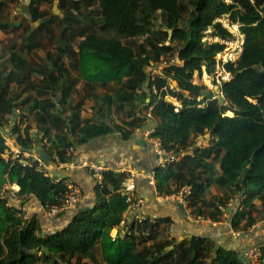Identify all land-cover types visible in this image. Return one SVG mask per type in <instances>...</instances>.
<instances>
[{
  "label": "trees",
  "instance_id": "obj_1",
  "mask_svg": "<svg viewBox=\"0 0 264 264\" xmlns=\"http://www.w3.org/2000/svg\"><path fill=\"white\" fill-rule=\"evenodd\" d=\"M37 1L30 0L28 4L32 22L48 16L47 11L38 10ZM58 1L66 14L98 3L102 17L100 32L85 31L77 49L67 48L66 52L78 56L80 78L87 82V89L93 90L95 83L115 86L114 95H104L103 106L106 111L115 104L117 111L130 106L132 110L126 112L128 120L124 123L81 120L79 105L73 107L71 116H66L64 110L58 111V104L66 108L79 79L70 77L64 65L30 64L14 51L9 58L10 70L0 61V128L10 130V136L15 137L22 151L40 155L36 148L40 144L42 151L58 165L73 161L71 150L93 140L119 133L122 140L129 141L137 130L150 126L154 130L152 139L181 156L157 170L160 194H173L172 185L177 189L189 186L188 207L194 216L216 222L221 219L222 208H227L226 201L242 196L241 209L232 218V228L238 230L246 214L245 226L252 227L255 222L252 213L257 212L255 201L264 205V0ZM159 15L162 23L156 24ZM223 16H229L233 24H240L245 39L239 59L224 65L231 79L220 89L224 96L221 101L212 100L213 91L194 84L193 79L196 75L201 77L204 71L208 75L215 73L217 54L233 38L220 21ZM48 25L33 30L41 31ZM141 38L137 50L123 43ZM161 51H176L181 63L171 64L161 73L150 72L159 65ZM34 73L41 75L39 83L31 80ZM29 91H35L34 98L28 95L17 102ZM87 92L85 98L90 95L95 100L99 98ZM170 99L180 104L178 110ZM28 104L34 111L36 134L33 126L22 127L25 123L22 109ZM18 110V120L13 125L12 117ZM207 134V144L195 148L191 154L187 149L192 140ZM8 150L0 131V190L7 183L15 184L19 187L16 192L19 200L36 199L44 208L59 203L65 190L64 178L6 161ZM211 161L218 163L219 173L214 183L225 187L227 192L206 199L209 181L206 176L212 171ZM122 180L123 174L105 171L102 185H95L94 207L79 209L66 225L51 232H44L35 216L23 219V203L12 199L11 194L1 196L0 264H73V261L76 264H247L240 252L217 245L196 232L183 240L159 241L161 225L169 224V217L146 215L142 222L127 224L124 214L129 205L126 196L120 193ZM123 222L126 232H122ZM116 227L121 232L114 239L111 231Z\"/></svg>",
  "mask_w": 264,
  "mask_h": 264
},
{
  "label": "rangeland",
  "instance_id": "obj_2",
  "mask_svg": "<svg viewBox=\"0 0 264 264\" xmlns=\"http://www.w3.org/2000/svg\"><path fill=\"white\" fill-rule=\"evenodd\" d=\"M190 1V0H189ZM230 2V0H226ZM3 3V6L0 7V51L2 53V59L0 60L3 65L10 66L9 58L14 51L19 52L22 56H24L30 64L36 65H50L53 62H56L57 65H64L68 66V73L71 77H75L80 79V69L78 56L70 55L67 51V48L76 50L78 42L85 37V31H98L100 32V26L102 24V17L100 14V8L98 3H92L91 6L88 8L86 6L80 7L79 11H75L74 14H66L62 9L59 7V1L56 0L55 2L51 3L49 0H38L37 7L39 11H47L49 18L48 21L43 22L39 25H35L36 22H32L31 18L28 16V1L21 0L19 2H14L13 0H0V4ZM67 15L69 18L66 19ZM27 19V20H26ZM41 20V19H40ZM38 20V21H40ZM37 21V22H38ZM220 21L222 22L223 26L227 28L232 34L233 38L226 43V49L218 53L216 56V71L212 75H208L205 71L202 73V76L199 77L198 75L195 76L193 79L194 84L203 85L207 91H213V99H221L223 93L220 91L224 82L229 81L231 79V74L225 69L224 65L231 61L235 62L239 59L244 44V36L240 31V24H233L229 16H223ZM49 23L48 27L42 29L41 31L33 30V28H39L42 24ZM162 19L160 15L156 20V24H161ZM1 26H4V29H1ZM34 32H33V31ZM212 41V38H209ZM143 39H135L131 42L123 41L124 44H131L136 50L140 43H142ZM174 63H181L179 60L176 51H161V59L158 66H154L153 69L149 70L150 72L153 71L154 73H161L163 68L174 64ZM58 72L57 69L54 70V73ZM34 79L32 81L38 82L41 81V75L33 74ZM31 76V77H32ZM39 83V82H38ZM170 83H172L170 79ZM75 88L73 92L72 99L70 100L71 106L79 105L80 108L84 109L85 112L90 113L94 111L96 107L103 106V97L106 94L114 95L115 86L109 85L108 87L99 86L98 89L94 88L90 90L91 94L95 93L99 98L94 99L92 95H90L88 101L83 102V92L82 90ZM85 91V90H84ZM58 91H56L57 93ZM33 93V94H32ZM58 94V93H57ZM88 95V92L86 91ZM94 94V95H95ZM35 97V91H29L23 95ZM24 98V99H25ZM23 99V100H24ZM22 100V101H23ZM56 101V99H55ZM177 107H180V104L175 99H170ZM27 107L30 104L26 105ZM69 105L66 106V108ZM105 109V108H104ZM132 110L130 106H125L124 110H116V104L108 110L109 117L113 120L114 123H124L128 120L126 112ZM24 111V109H23ZM22 114L25 117L24 124L22 127L28 125L33 126L35 128V122L33 119V114ZM32 112V111H30ZM228 113V112H227ZM226 113V114H227ZM232 113V112H231ZM148 114V113H147ZM146 114V115H147ZM233 116V113L232 115ZM14 117V116H13ZM17 120L18 116L16 115ZM16 120V122H17ZM13 121V118H12ZM14 122V121H13ZM6 131H10L7 129ZM150 134L147 133V136L150 137ZM5 141L7 143H12L10 140V134L6 136L3 134ZM8 137V138H7ZM7 138V139H6ZM155 141L157 139H152ZM209 140V135L200 136L192 140L189 148L187 150L191 151L192 154L193 150L197 147H204ZM41 147V145H39ZM175 154V153H174ZM177 156V154H176ZM177 160L180 159L181 156H177ZM211 165H213L212 171L209 170V174L206 176L209 181L207 184V188L205 190V198L210 199L213 196L221 197V195L226 194L227 189L222 188L221 186L214 183V179L218 176V166L217 161H211ZM123 181V180H122ZM8 187L6 192H3L4 188ZM15 187V184L10 185L6 184L0 190V197L8 196L12 191V188ZM176 185H172V190H174L173 194H177L183 190V187L180 189L176 188ZM14 189V188H13ZM224 189V190H223ZM5 191V190H4ZM215 192H219L220 194H214ZM159 197H170L171 195L160 194L157 190ZM209 197V198H208ZM242 196L233 197V199L229 202L226 201L227 208H222V216L220 221L231 223L232 225V218L236 215L237 211H240V202ZM19 201V200H18ZM17 202V200H16ZM256 203V211L252 213L253 218L255 219L254 225L251 227L245 226L246 225V216L245 219L240 222V228L238 230H234L235 234L243 233V235L250 233L251 231L255 230H263L264 231V205L260 201H255ZM230 204V205H229ZM189 205V203H188ZM190 209V213L192 218L197 219L192 212V208ZM224 209V210H223ZM249 210V209H248ZM26 214V211H23L22 215ZM126 213V212H125ZM125 218V217H124ZM202 218V217H201ZM167 226H162L161 233L158 237L159 241H165L171 237V235L166 230ZM169 227V226H168ZM115 229V228H114ZM146 233V232H145ZM144 233V234H145ZM232 233V232H231ZM253 233V232H252ZM116 235L113 230L111 231V236ZM264 252V250H263ZM98 256L100 257V252L98 251ZM73 264H76V261H73Z\"/></svg>",
  "mask_w": 264,
  "mask_h": 264
},
{
  "label": "crops",
  "instance_id": "obj_3",
  "mask_svg": "<svg viewBox=\"0 0 264 264\" xmlns=\"http://www.w3.org/2000/svg\"><path fill=\"white\" fill-rule=\"evenodd\" d=\"M7 67L8 70H10L12 65L10 64V66ZM65 67L68 68V66ZM55 74H57V72ZM31 79H34V76H32ZM86 84L87 82L80 78L76 86L72 88L71 96L74 98L73 92L75 91V88L79 90L81 87L80 90H82L84 94L83 99L84 101H88L89 97L85 98L87 96L86 91L90 92V90L85 87ZM93 85L95 89H98V87L101 86L100 83H95ZM24 98L25 97L22 95L17 102L22 101ZM71 99L72 97H70V100ZM70 100L68 104L69 107L64 109H62L61 104H58V111L64 110L66 116H71L73 114V107L76 106H71ZM23 109L22 111L24 114L34 113V111L30 112L32 111L30 106H24ZM90 112L91 110H89V113H87L84 109L80 108L78 110L79 119L114 123L111 117H109L108 111L102 109V106L96 107L92 113ZM18 114L19 110L16 111L14 116H18ZM150 130V126L137 130L129 141L122 140L119 133H113L111 135L93 140L89 144L78 147L75 150H71L72 154L75 156L73 161L64 164H56V167L49 165L50 174L58 178L73 180L84 192L86 197L85 201L77 209L66 210L62 216L51 219L47 216L45 208L36 199H17V185H15V187H13L14 189L12 188V191L10 192L12 199H17L19 200L18 202L23 203V211H26V213L29 214V217L35 216L40 221L44 232L54 231L61 226L66 225L70 217H72L73 214L79 209H84L85 206L92 207V205L96 204L95 199H97V197L94 190L96 182L89 167L91 164H98L115 172H120L130 167H134L141 171H148V169L156 168L157 158L152 147V140L149 136H147V133ZM32 131L34 134L37 133L36 125ZM33 136L35 137V135ZM9 138L10 140L14 139L13 136H10ZM12 143L16 144L15 139L12 140ZM39 145L40 144H36L37 150L40 148ZM216 168L218 169V166ZM7 189L8 187L4 188L5 191ZM4 190L3 192H5ZM137 194L144 199V205L141 207V209H129L126 211L124 214V221L127 224L131 223L132 221H136L138 214H144L153 218L169 217L171 222L169 224L163 223L161 226L169 225L168 233L171 235L170 238L183 240L188 234L196 232L201 236L209 237L214 242H216L217 245H221L225 248L240 252L247 264L248 261L244 257L246 249L251 244H264L263 230H255L245 235H243V233L237 235L233 232L234 230L230 222H216L211 221L209 218L205 219L201 217L194 219L191 216V211L188 208V205L184 206V212L182 206L179 203L169 200L166 197L157 196L158 194L154 193L153 189L147 184L145 180H137ZM214 194L220 193L215 192ZM189 223H193L194 226L190 227ZM119 229V227H116L113 229V232L117 233Z\"/></svg>",
  "mask_w": 264,
  "mask_h": 264
},
{
  "label": "built area",
  "instance_id": "obj_4",
  "mask_svg": "<svg viewBox=\"0 0 264 264\" xmlns=\"http://www.w3.org/2000/svg\"><path fill=\"white\" fill-rule=\"evenodd\" d=\"M178 110V109H176ZM152 133L154 130H150ZM148 131V134H150ZM8 138V137H7ZM6 138V139H7ZM9 150L4 156L6 161L11 160L14 163L19 164L22 167L36 168L40 171L49 173V164H47L40 155L30 151H22L15 143H7ZM152 147L154 149L157 163L156 168L152 171H141L134 167H130L119 173L123 174V181L121 183L120 193L126 196V202L128 203V210L141 209L144 205V199L137 194V180L142 179L147 182V184L153 189L155 194L157 193V170L160 168L166 167L167 164L177 161V156L173 152L167 151L162 143L159 140L152 141ZM92 176L98 185L103 183V173L109 169L98 164H91L90 166ZM61 179V178H59ZM60 180L56 179V182ZM63 185L65 187L64 192L61 194L60 202L57 204L50 205L45 207L46 214L49 218H58L66 210H75L85 201V194L82 189L77 185L73 180L64 179ZM19 190V187H18ZM191 194V187H184L183 190L177 194H172L170 197L165 196L169 200H173L179 203L183 208L188 205L189 200L188 196ZM23 219H29V214L22 215ZM136 219L139 222H142L146 219V215L138 214ZM124 222L122 223V226ZM123 228V227H121ZM126 232V229L123 228L122 232ZM121 232V229L112 235L115 239ZM148 234V233H145ZM124 233H122V237ZM264 244H258L248 248L244 257L248 261V264H264Z\"/></svg>",
  "mask_w": 264,
  "mask_h": 264
},
{
  "label": "water",
  "instance_id": "obj_5",
  "mask_svg": "<svg viewBox=\"0 0 264 264\" xmlns=\"http://www.w3.org/2000/svg\"><path fill=\"white\" fill-rule=\"evenodd\" d=\"M27 1H28V4H29L30 0H27ZM48 20H49V18L45 17V18L41 19L40 21L36 22L35 25L37 26V25H39V24H41V23H43V22H46V21H48ZM146 85H148V83H147ZM221 101H224V98H223V97H221ZM16 120H17V117L14 116V117H13V121H14V122H13V125H16ZM0 131H1L3 134H5L6 136H8V135L10 134V131H5V129H3V128H0ZM18 146H19V145H18ZM19 148H20V146H19ZM38 151L40 152L39 154H40L41 158H42L47 164H49V165H51V166H53V167H56V164L52 161V158H51L48 154H46L45 152H43L42 149H41V147L38 148ZM30 152H31V151H30ZM95 202L97 203V199H95ZM93 206H94V205H92V207L85 206V208H84L83 210H86V209H88V208H93Z\"/></svg>",
  "mask_w": 264,
  "mask_h": 264
}]
</instances>
